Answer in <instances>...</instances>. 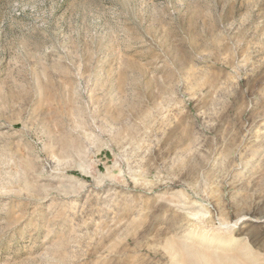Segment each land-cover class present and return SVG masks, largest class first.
Instances as JSON below:
<instances>
[{"label":"rangeland","instance_id":"rangeland-1","mask_svg":"<svg viewBox=\"0 0 264 264\" xmlns=\"http://www.w3.org/2000/svg\"><path fill=\"white\" fill-rule=\"evenodd\" d=\"M0 264H264V0H0Z\"/></svg>","mask_w":264,"mask_h":264},{"label":"bare ground","instance_id":"bare-ground-1","mask_svg":"<svg viewBox=\"0 0 264 264\" xmlns=\"http://www.w3.org/2000/svg\"><path fill=\"white\" fill-rule=\"evenodd\" d=\"M254 223H255V221H254ZM249 225H250V223H249ZM254 225V224H253ZM252 226V225H251Z\"/></svg>","mask_w":264,"mask_h":264}]
</instances>
